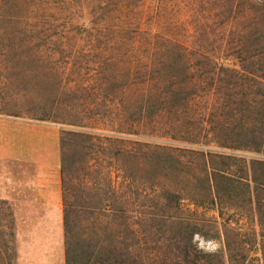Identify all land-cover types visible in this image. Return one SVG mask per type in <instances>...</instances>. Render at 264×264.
<instances>
[{
  "label": "trees",
  "instance_id": "16d2710c",
  "mask_svg": "<svg viewBox=\"0 0 264 264\" xmlns=\"http://www.w3.org/2000/svg\"><path fill=\"white\" fill-rule=\"evenodd\" d=\"M139 1L100 0L94 13L100 22L95 29L100 77L96 83L77 84L90 100L81 111L87 120L64 121L106 134L72 130L62 138L66 264H143L141 252L130 260L128 234L107 227L84 232L72 215L77 208L95 209L101 216L123 210L108 202L104 190L94 205L70 201L66 136L75 139L78 148L96 146L101 161L100 153L109 152L112 173L116 172L109 187L114 190L126 184L130 193L143 197L150 190L164 197L167 209L185 198L199 206L219 207L240 200L255 210L264 229V160L220 151L264 153V34H258L264 0H243V21L237 30L230 28V34L238 32L237 40L229 37L224 42L228 27L219 21L222 42L216 48L209 37L194 36L186 43L172 26L158 31L135 25L127 19L135 14L129 8ZM73 3L78 0H0V18L29 25L40 19L32 11L41 4L64 8ZM111 3L114 8L109 10ZM84 26V31L90 29ZM226 50L229 56L223 54ZM230 59L232 63H225ZM92 159L95 162L89 160L82 174L86 181L77 177L86 188L92 170L100 166ZM91 182L89 187H101ZM74 190L77 193L71 195L80 197L79 189ZM260 235L264 242V232ZM193 238V233L183 236L166 263L185 264L190 255L195 257Z\"/></svg>",
  "mask_w": 264,
  "mask_h": 264
},
{
  "label": "rangeland",
  "instance_id": "374dc122",
  "mask_svg": "<svg viewBox=\"0 0 264 264\" xmlns=\"http://www.w3.org/2000/svg\"><path fill=\"white\" fill-rule=\"evenodd\" d=\"M242 3L243 0H140L136 7L129 8H133L135 14L127 20L135 25L141 23L143 29L159 31L165 26L175 27L186 43L194 36L209 37L215 40L216 48L222 42L217 25L221 20L224 21L221 26L228 27L224 42L229 37L238 39V32L230 34V28L237 30L243 21ZM99 5L100 0H78L64 8L41 4V8L32 11L40 19L30 21L33 24L29 25L0 18V115L56 125L61 132V146L65 132L72 130L106 135L96 129H82L64 122L87 120L81 111L90 100L87 94L82 95L80 89L77 90V84L84 80L96 83L100 77L97 62L101 57L95 40V29L100 22L94 19ZM113 8L111 3L107 9ZM220 11H226L225 16L213 17ZM84 24L90 29L84 31ZM205 27L207 33H204ZM36 32L41 33L29 35ZM258 34H264V22ZM223 54L229 56L231 51ZM231 60L225 63H232ZM71 138L66 136L70 201L94 205L99 200L97 194L104 190L106 198H110L108 202L114 201V206L123 210L107 211L106 216L95 209L72 210L79 224L84 225V232L88 227L94 231L107 227L117 233L125 232L129 235L126 247L130 260L141 252L143 264H167V258L176 254L181 238L188 233L194 235L197 252L195 257L190 255L185 264H264V242L260 237L264 229L250 205L235 200L232 206L228 201L220 207L217 204L199 206L185 198L178 207L167 209L164 197L151 195L150 190L148 197L130 193L126 184L121 190H114L109 187L110 178L116 176V172L112 173L114 167L109 164V152L100 153L101 161L96 146L78 148ZM220 151L244 155L247 159L256 155L249 151ZM92 158L104 167L97 166L90 177L101 187L91 188L93 184L89 181L86 188L82 174L89 160L95 162ZM79 175L83 180L77 179ZM170 184L168 182L167 186ZM75 188L79 189L80 197L71 195L77 193ZM13 214L8 204L0 202V264H35L40 252L32 240L35 236L30 221L15 219Z\"/></svg>",
  "mask_w": 264,
  "mask_h": 264
},
{
  "label": "crops",
  "instance_id": "0c3cea01",
  "mask_svg": "<svg viewBox=\"0 0 264 264\" xmlns=\"http://www.w3.org/2000/svg\"><path fill=\"white\" fill-rule=\"evenodd\" d=\"M252 153L264 160V153ZM0 202L13 218L30 221L40 252L35 264H66L59 127L0 115Z\"/></svg>",
  "mask_w": 264,
  "mask_h": 264
}]
</instances>
